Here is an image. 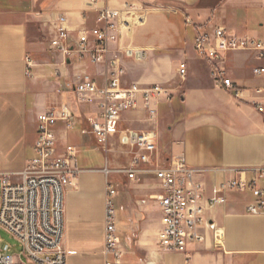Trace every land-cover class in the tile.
Returning a JSON list of instances; mask_svg holds the SVG:
<instances>
[{"label": "crops", "instance_id": "0c3cea01", "mask_svg": "<svg viewBox=\"0 0 264 264\" xmlns=\"http://www.w3.org/2000/svg\"><path fill=\"white\" fill-rule=\"evenodd\" d=\"M126 4L142 11L110 45L106 63L94 65L50 48L60 16L76 40L81 31L97 26L99 9ZM219 28L230 36L264 38V0H0V172H22L35 158L40 115L65 107L74 118L54 127L58 151L75 147L80 171L64 200L67 264L113 260L105 253L108 182L117 190L122 264H264V216L248 213L255 202L251 193L230 192L225 205L206 212L223 231L221 244L213 230H203L202 243L191 244L186 253H169L158 246L162 214L154 200L160 194L154 176L130 180L102 172L131 164L133 149L122 142L128 132L150 131L159 135L157 156L185 157L200 172L197 180L207 197L215 186L232 178L250 181L264 168V113L258 110L264 107V76L255 74L264 57L245 51L230 52L219 62L201 57L196 38L213 36ZM116 61L124 70L123 87L159 85L170 99L157 106L156 120L142 102L137 111L124 114L108 152L91 128L99 100L79 95L74 84L88 74L104 87ZM219 72L235 83L239 97L218 85Z\"/></svg>", "mask_w": 264, "mask_h": 264}, {"label": "built area", "instance_id": "2783aa9c", "mask_svg": "<svg viewBox=\"0 0 264 264\" xmlns=\"http://www.w3.org/2000/svg\"><path fill=\"white\" fill-rule=\"evenodd\" d=\"M101 0H91L98 3ZM142 8L126 4L122 9L104 6L98 10L97 26L83 30L76 40L66 27V18L57 20L56 33L50 48L67 57L76 54L87 58L92 64H104L108 60L109 47L119 40L122 28L130 26ZM197 53L212 62H219L230 52H255L264 57V38L251 36H230L219 28L213 36L200 35L195 40ZM125 54L133 56L132 50ZM107 85L100 87L88 74L78 77L75 91L81 96L95 97L99 100V115L92 120V133L100 146L108 152L109 139L118 133L122 116L139 109L142 102L151 120L158 117L157 106L170 99V93L162 86L141 87L138 84L125 88L121 78L124 70L116 62ZM179 74L186 75V66L181 65ZM264 76V67L255 70ZM219 86L239 97L240 91L235 83L222 72L216 76ZM258 110L264 113V107ZM74 118L68 108L49 111L39 116V136L36 143V156L25 170L19 173L0 172L1 206L0 228L14 239L22 248L18 254H0V264H67L64 246V200L66 190L73 185L79 174L77 168L78 151L68 146L64 152L58 151V138L54 127L60 120L72 121ZM124 144L131 145L133 152L131 164L124 169L112 170L108 167L102 172L109 177L112 173L127 175L130 180L139 176L152 175L157 181L160 194L154 198L162 218L158 234V246L164 252L186 253L189 246L202 243L203 230H213L217 244L222 243L223 231L206 217V212L227 203L230 192L251 193L255 202L249 204L247 211L254 216H264V168L257 170L252 180L232 178L215 186L209 197L205 186L197 180L200 173L187 164L183 156L164 159L157 156L159 135L156 131L133 133L123 137ZM243 176V172H238ZM117 190L108 182L106 202V255L113 258L106 264H122L124 251L118 234Z\"/></svg>", "mask_w": 264, "mask_h": 264}, {"label": "rangeland", "instance_id": "374dc122", "mask_svg": "<svg viewBox=\"0 0 264 264\" xmlns=\"http://www.w3.org/2000/svg\"><path fill=\"white\" fill-rule=\"evenodd\" d=\"M0 206H1V187H0ZM11 248V253L18 254L22 248L11 238L3 229L0 228V254L7 253V248Z\"/></svg>", "mask_w": 264, "mask_h": 264}]
</instances>
